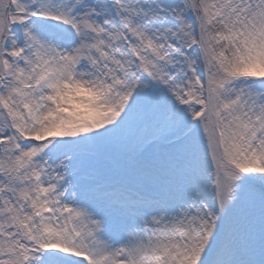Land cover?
I'll return each instance as SVG.
<instances>
[{
	"label": "snow or ice",
	"instance_id": "obj_1",
	"mask_svg": "<svg viewBox=\"0 0 264 264\" xmlns=\"http://www.w3.org/2000/svg\"><path fill=\"white\" fill-rule=\"evenodd\" d=\"M0 264H264V0H0Z\"/></svg>",
	"mask_w": 264,
	"mask_h": 264
}]
</instances>
